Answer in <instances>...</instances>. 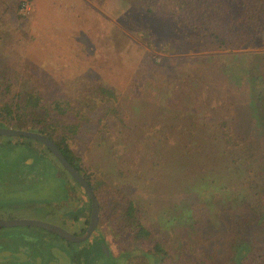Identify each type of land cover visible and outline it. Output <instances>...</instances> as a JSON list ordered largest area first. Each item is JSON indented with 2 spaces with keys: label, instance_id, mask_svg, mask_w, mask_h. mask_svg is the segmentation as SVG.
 <instances>
[{
  "label": "rangeland",
  "instance_id": "rangeland-1",
  "mask_svg": "<svg viewBox=\"0 0 264 264\" xmlns=\"http://www.w3.org/2000/svg\"><path fill=\"white\" fill-rule=\"evenodd\" d=\"M151 19L129 0H0V69L19 89L39 91L44 102L57 105L67 129L75 128L69 143L79 163L102 187L116 186L132 199L149 237L178 255L189 223L209 209L207 189L192 191L198 181L192 161L198 155L184 152L186 147H221L223 142L213 139H222L227 129L238 138L258 129L251 82L239 61L207 57L222 50L205 47L207 40L198 50L178 53ZM223 119L229 128L220 125ZM22 140L0 135V217L74 229L68 220L78 219L81 210L76 197H67L64 179L75 180L57 163H27L36 156L32 147L39 151L44 145ZM18 230L61 243L37 225L1 226L0 242L2 234ZM149 237L133 238L122 211L105 205L91 236L72 246L75 259L45 241L47 253L35 262L116 264L115 256L119 264H156ZM27 245L9 246L19 251L9 262L18 264L24 252L33 263L38 252L33 255Z\"/></svg>",
  "mask_w": 264,
  "mask_h": 264
},
{
  "label": "trees",
  "instance_id": "trees-1",
  "mask_svg": "<svg viewBox=\"0 0 264 264\" xmlns=\"http://www.w3.org/2000/svg\"><path fill=\"white\" fill-rule=\"evenodd\" d=\"M129 1L157 23L167 41L175 45L176 52L198 50L200 42L207 40L205 47L222 49L207 57L218 55L225 64L238 60L251 82L256 132L238 138L227 129L222 139L219 136L213 139L224 146H184V152L198 155L196 160L193 158L191 170L198 179L197 187L191 189L194 194L207 189L209 209L189 223L186 230L189 237L180 241L183 247L178 255H172L162 240L149 237L151 230L141 221L132 199L116 186L102 187L96 175L79 163L80 156L69 143L75 128L67 129L57 105L44 102L39 91L19 89L3 69H0V126L35 130L52 139L89 181L100 211L105 205L122 211L125 227L132 231L133 238L153 240L149 255L156 264H264V50H255L264 46V0H236V4L224 0ZM183 114L182 111L177 115ZM197 119L198 114H192L190 124L195 125ZM221 124L230 127L224 119ZM33 140L23 137L21 142ZM230 143L244 145L230 147ZM44 151L66 171L45 145ZM108 194L113 195L111 201ZM184 212L181 210L182 216ZM187 213H191L190 208ZM188 252L191 256L186 255Z\"/></svg>",
  "mask_w": 264,
  "mask_h": 264
},
{
  "label": "water",
  "instance_id": "water-1",
  "mask_svg": "<svg viewBox=\"0 0 264 264\" xmlns=\"http://www.w3.org/2000/svg\"><path fill=\"white\" fill-rule=\"evenodd\" d=\"M0 135L29 137L31 139L41 142L51 151V153L64 167V169L71 176H73L85 189L91 203L88 224L85 231L81 234H75L73 232L68 231L61 225L36 218H0V227L15 226V225H37L45 229H48L50 231H53L69 241H82L87 239L99 221L100 209H99V200L95 195L91 184L84 177V175L72 165V163L67 159V157L64 155L60 147L52 139H50L48 136H46L41 132L30 129H24V128L0 126ZM105 264H110V263H105Z\"/></svg>",
  "mask_w": 264,
  "mask_h": 264
},
{
  "label": "crops",
  "instance_id": "crops-1",
  "mask_svg": "<svg viewBox=\"0 0 264 264\" xmlns=\"http://www.w3.org/2000/svg\"><path fill=\"white\" fill-rule=\"evenodd\" d=\"M37 148L38 147H32V154H34L36 156H35V159L32 157L31 158L27 157V163L28 162L32 163L34 160L38 159L39 160V161L37 160L38 163H44L47 166H54V164L56 162L53 159H51L49 154L45 153L44 149L38 151ZM43 160H45V161H43ZM57 173L58 172H55L56 175H57ZM64 182H65L64 184H66V186L68 188V192L66 193L67 197H68V195H70V193L72 194V196L76 197L78 200L79 209L81 210V214H80L81 216L78 219L77 218L74 219L72 217L68 221L70 224H74V229H79L86 224V220H88V218H89L90 203H89V201H88V199H87V197L83 191V188L77 182L73 181L72 179H64ZM2 218H6V217H2ZM7 218H9V217H7ZM18 231H20V230H18ZM2 236L4 237V239L1 240V242H0V264H10L8 257L11 256V254H13V252L15 250H12L9 246L14 245L15 243L19 244L20 241L16 240V238H15L16 234L15 233L14 234L13 233L12 234L6 233L5 235L2 234ZM0 238H1V236H0ZM57 248H59V247H57ZM39 250H41L40 252H38L39 257L44 256L43 247L39 248ZM61 250H63V249H61ZM23 254L26 256V253H23Z\"/></svg>",
  "mask_w": 264,
  "mask_h": 264
},
{
  "label": "flooded vegetation",
  "instance_id": "flooded-vegetation-1",
  "mask_svg": "<svg viewBox=\"0 0 264 264\" xmlns=\"http://www.w3.org/2000/svg\"><path fill=\"white\" fill-rule=\"evenodd\" d=\"M70 178H73L79 185H80V183L72 176V177H70ZM89 182V181H88ZM81 186V185H80ZM82 187V186H81ZM83 188V187H82ZM83 190L85 191V189L83 188ZM85 194L87 195V193H86V191H85ZM87 197V199H88V201H89V203H90V199H89V197H88V195L86 196ZM90 209H91V203H90ZM90 216V215H89ZM88 220H89V218H88ZM87 224H88V222L83 226V227H81V228H79V229H72V228H70V226H64V228L65 229H67L68 231H70V232H73V233H75V234H81V233H83L84 231H85V229H86V227H87ZM97 225H98V223H97ZM97 225H96V227H97ZM68 227V228H67ZM95 227V228H96ZM95 228H94V230H95ZM48 230V229H47ZM93 230V231H94ZM50 231V230H49ZM93 231H92V233H93ZM52 233H53V235H55V236H58V237H60L61 239H60V241H61V243H57V242H55V241H50V239H41V240H38L37 238H35V236L34 235H31V236H29V235H26L27 233L26 232H23V231H16L15 232V234H16V236H15V238H16V240H18V241H20V245H22V247H25V246H23L25 243H28V245L27 246H29V248H28V251H30V252H32V254L33 255H35L34 253H36V252H40L41 250H39V248H42L41 247V244L43 245L44 243H45V241H46V243H47V241H49L50 242V246L48 245V247L50 248V249H52V248H57V247H61L60 249H63L64 251H66L67 253H68V256L69 257H72L73 256V259H75V251L74 250H72L71 251V249H72V246H74L73 248H76V247H78V245H79V243L81 242V241H69V240H67V239H65V238H63L62 236H60L59 234H57V233H55V232H53V231H51ZM91 233V234H92ZM91 234L89 235V237L91 236ZM88 237V238H89ZM87 238V239H88ZM86 240V239H85ZM85 240H82V241H85ZM44 242V243H43ZM25 249H26V247H25ZM17 253L19 252V251H17V248H16V250H15ZM44 252V255L46 254V251L44 250L43 251ZM24 253V252H23ZM22 252L21 253H19L18 254V260H19V263L18 264H36V262L35 261H37V258L39 259H41L42 257H38V254H36L35 255V260H34V262L33 263H28L27 262V260H26V256L23 254ZM53 254V253H52ZM37 256V257H36ZM114 258L116 259V257L114 256ZM39 259V260H40ZM118 259V258H117ZM10 264H12V263H10ZM111 264V263H110ZM118 264H119V259H118Z\"/></svg>",
  "mask_w": 264,
  "mask_h": 264
}]
</instances>
